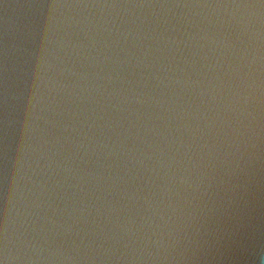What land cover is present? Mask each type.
Returning <instances> with one entry per match:
<instances>
[{"label": "water", "instance_id": "95a60500", "mask_svg": "<svg viewBox=\"0 0 264 264\" xmlns=\"http://www.w3.org/2000/svg\"><path fill=\"white\" fill-rule=\"evenodd\" d=\"M0 264H264V0H0Z\"/></svg>", "mask_w": 264, "mask_h": 264}]
</instances>
